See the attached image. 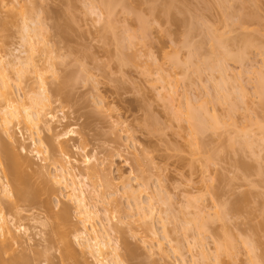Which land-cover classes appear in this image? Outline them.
<instances>
[{
  "label": "rangeland",
  "instance_id": "1",
  "mask_svg": "<svg viewBox=\"0 0 264 264\" xmlns=\"http://www.w3.org/2000/svg\"><path fill=\"white\" fill-rule=\"evenodd\" d=\"M104 1H110V13ZM167 4L172 14L162 12ZM28 17L36 21L35 52H28L22 40L23 18L27 22ZM213 36L225 50L230 46L224 50L229 59ZM243 43L251 46L244 47L241 59ZM29 53L35 70L25 66L17 74V67H6L10 90L25 105H33L30 96L42 77L47 99L34 109L42 107V115L50 112L55 119L43 116L39 127L32 128L13 121L6 132L0 128V141L25 159L19 169L24 186L54 191L40 192L32 204L1 194L4 210L18 207L12 216L21 230L11 252L32 256L46 250L34 264H95L72 236L78 262L64 260L60 253L61 234L79 226L66 191L48 178L54 173L53 159L66 153L76 160L74 172L86 195L95 185L112 194L102 200L95 192L89 202L98 210L95 225L103 226L111 243L119 245L123 264H264V83L257 82V71L264 74V0H0V55L6 61L20 55L24 61ZM220 91L228 96L223 98ZM189 109L215 125L211 122L194 134L184 114ZM38 146L39 155L34 152ZM0 156L1 184L7 167L2 152ZM84 156L98 172L107 169L109 188L103 187L101 171L87 177ZM121 176L132 184L137 200L151 206L158 238L135 210H118L132 206L135 197L122 193ZM63 211L68 214L59 221L55 215ZM217 211L227 216L217 220ZM125 243L135 249L133 258L124 256ZM219 244L223 250L232 247L229 255L218 252ZM252 244L255 262L248 248Z\"/></svg>",
  "mask_w": 264,
  "mask_h": 264
},
{
  "label": "bare ground",
  "instance_id": "2",
  "mask_svg": "<svg viewBox=\"0 0 264 264\" xmlns=\"http://www.w3.org/2000/svg\"><path fill=\"white\" fill-rule=\"evenodd\" d=\"M103 1V0H102ZM222 1V0H221ZM104 2H106V1H104ZM166 3V2H165ZM112 4V3H111ZM152 4V3H151ZM150 4V5H151ZM106 8H105V12H108V13H110V9H111V5H110V1L109 2H106ZM104 5V6H105ZM157 5V4H156ZM162 5V4H161ZM171 5V4H170ZM170 5H166V7H164L165 9H163V11L162 12H165V13H167V15H168V13L170 12ZM152 6V5H151ZM164 6V5H163ZM157 7V6H156ZM153 8V7H152ZM158 8H160L159 6H158ZM174 9V8H173ZM150 10V9H149ZM153 10V9H152ZM151 10V11H152ZM104 11V10H103ZM154 11H158V10H155L154 9ZM161 12V13H162ZM176 12V11H175ZM23 13V12H22ZM21 13V14H22ZM151 13V12H150ZM152 13H155V12H152ZM171 14H172V12H170ZM106 14V13H105ZM159 14H160V12H159ZM175 14V13H174ZM23 15V14H22ZM111 15V14H110ZM26 16V15H25ZM24 16V17H25ZM139 17H138V19L140 18V14L138 15ZM142 16V15H141ZM171 16H173V15H171ZM176 16V15H175ZM137 17V16H136ZM169 17V16H168ZM167 17V18H168ZM142 18V17H141ZM21 19H22V17H21ZM24 20V32H25V35L23 34V39L22 40H25V42H24V44H26L27 43V45H29V48L27 47V46H25L26 48H28L27 50H29L28 52H32V50H33V48L34 49H36L35 48V44H34V46H33V41H32V39L34 40V39H36V38H38V36H37V32H36V29L37 28H35V27H33V25L35 26V24L36 23H34V22H36L35 20L33 21V20H31V19H29V17H28V19H29V21H27L26 22V19L27 18H23ZM137 19V18H136ZM145 19H146V17H145ZM137 21H141V19L140 20H137ZM143 21H145V20H143ZM142 22V21H141ZM145 22H143L142 24H144ZM33 24V25H32ZM140 24V23H139ZM138 24V25H139ZM142 24H140L141 26H143ZM139 25V26H140ZM22 26V27H23ZM145 26V25H144ZM149 26V25H148ZM147 27V26H146ZM142 28V27H141ZM141 28H140V30H141ZM144 30V29H143ZM143 30H141L142 32H143ZM147 30V29H146ZM140 31V32H141ZM22 32H23V30H22ZM141 34H143L144 35V33H141ZM22 35V34H21ZM142 35V36H143ZM37 36V37H36ZM187 36V35H186ZM130 37V36H129ZM220 37H221V34H220ZM21 38H22V36H21ZM214 39H217V38H215L214 36H213V40ZM219 39H223V37L222 38H219ZM226 40V39H225ZM36 41V40H35ZM34 41V42H35ZM37 41H38V39H37ZM40 41V40H39ZM186 41V40H185ZM219 40L217 39V42H218ZM223 41H224V39H223ZM228 41V40H227ZM243 41V40H242ZM215 42H216V40H215ZM216 42V43H217ZM221 42V40L216 44V45H221V44H223V43H220ZM226 42V41H225ZM224 42V43H225ZM229 42V41H228ZM228 42H227V44H228ZM245 42V41H244ZM23 43V42H22ZM40 42H38V44H39ZM23 44V45H24ZM37 44V45H38ZM185 44H187V42L185 43ZM215 44V43H214ZM245 43H243V45H244ZM247 44V43H246ZM250 43H248V45H249ZM189 45V41H188V44H187V46ZM194 45V44H193ZM220 45H219V49H220V51H222L224 54H222L221 53V55L224 57V55H226L227 53H225L226 52V50H228V48L230 47H228V46H226L225 48H226V50L223 48V47H220ZM224 45V44H223ZM222 45V46H223ZM226 45V44H225ZM191 46V45H190ZM251 46V44L249 45V46H247V45H244V46H242L243 47V49H241V52L239 51V55H240V57H239V55H235L234 54V52L233 53H231V54H233L234 55V57L236 56H238L239 58H241L242 59V57L244 56V55H241V53L242 54H244L247 50H245L244 49V47L245 48H247V47H250ZM122 47V46H121ZM195 47V46H194ZM197 47V46H196ZM212 47H216V46H212ZM221 48H223V50H221ZM194 49V48H193ZM219 50L218 48H215V50ZM231 49V48H230ZM37 50V49H36ZM36 50H33V52H35ZM213 50V49H212ZM217 50H216V52H217ZM224 50H225V52H224ZM24 51H26V50H24ZM23 51V52H24ZM196 51V50H195ZM195 51H193L194 53H195ZM230 51V50H229ZM228 51V52H229ZM232 51V50H231ZM230 51V52H231ZM244 53H243V52ZM199 52V51H198ZM197 52V53H198ZM213 52V51H212ZM25 53V52H24ZM238 52H236V54H237ZM26 54H27V51H26ZM246 54V53H245ZM25 55V54H24ZM32 55H33V53H32ZM192 55H195V54H192ZM199 55V54H198ZM198 55H196L195 57H197ZM204 55V54H203ZM213 55H214V57H215V53H213ZM228 55V54H227ZM191 56V55H190ZM218 56H219V54H218ZM221 56V57H222ZM229 56V55H228ZM246 56V55H245ZM18 57H20V55L19 56H16V57H14V59L13 60H9V61H6V56L4 55H0V128L4 131V132H6V130H7V127L9 128V126L8 125H11V123L13 122V121H16L18 124H20V123H22V124H24V126H26V127H28V128H32V127H37L41 122H43V116L45 117V118H49V120L50 121H53L54 119H55V115L54 114H52V113H47L46 114V116L43 114H41V109H42V107L40 108H38L37 107V109H34V106H38V105H41L42 104V102H43V100L44 101H46V96H45V93L47 92V90H46V82L43 80V78L42 77H40L39 78V89H38V91L37 92H34V93H32L31 94V96H30V100L32 101V104L33 105H25V103H23L24 101L23 100H18L17 98H15L14 97V92L13 91H11L10 90V88H12V87H10L11 86V83L9 82V79H10V77L8 76L9 75V73H7L6 71H7V68L6 67H11V70H14V67H17V69H16V72L15 73H17V74H21L22 73V68H27V67H29L30 69L31 68H33L34 70H35V68L37 67L36 65H35V60H32V56H31V53H29V56H26V58H22V60H24V61H20L21 59L20 58H18ZM193 57V56H192ZM207 57L208 56H206V58H204L205 60L207 59ZM217 57V56H216ZM220 57V56H219ZM221 57L219 58V60H221ZM231 57V55L229 56V57H224V58H230ZM233 57V58H234ZM237 57V58H238ZM175 58V57H174ZM237 58H235V60L237 59ZM34 59V58H33ZM176 60H177V57L175 58ZM195 58H193V60H194ZM197 59V58H196ZM201 59V58H200ZM199 59V60H200ZM204 59L202 60V61H204ZM208 59H210V58H208ZM215 59V62H216V59L218 60V58H214ZM213 59V60H214ZM15 60H17V61H15ZM176 60H173V63H175L174 61H176ZM189 60H190V58H189ZM192 60V59H191ZM211 60V59H210ZM225 60V59H224ZM232 60H234V59H232ZM239 60V59H238ZM237 60V61H238ZM207 61V60H206ZM177 62H178V60H177ZM193 62V61H192ZM201 62V61H200ZM221 62H222V60H221ZM221 62H219V63H221ZM197 64H198V61L196 62ZM204 63H205V61H204ZM203 63V64H204ZM207 63V62H206ZM206 63H205V66H206ZM216 63H218V62H216ZM215 63V64H216ZM7 64V65H6ZM163 64V63H162ZM162 64H160V65H162ZM178 64V63H177ZM196 64V65H197ZM200 64V63H199ZM196 65H195V67H196ZM209 65V64H208ZM207 65V66H208ZM217 65V64H216ZM219 65V64H218ZM24 66V67H23ZM25 66H27V67H25ZM215 66V65H214ZM221 67H223L222 66V64L220 65ZM219 66V67H220ZM158 67V66H157ZM209 67H212V65L211 66H209ZM208 67V68H209ZM217 67V66H216ZM215 67V68H216ZM218 67V68H219ZM13 68V69H12ZM215 68L213 67V69L215 70ZM225 68V67H224ZM30 69L28 70V71H30ZM160 69V71H161V68H160V66L157 68V70H159ZM210 69V68H209ZM223 69V68H222ZM226 69V68H225ZM10 70V69H9ZM8 70V71H9ZM10 70V71H11ZM210 70H212V68L210 69ZM221 70V69H220ZM37 71V70H36ZM36 71H34V72H36ZM200 71V70H199ZM216 71H219V70H216ZM38 72V71H37ZM222 74L221 75H223L224 73L223 72H225V71H223L222 72V70L220 71ZM261 71L259 70V71H257V73H259L258 75L260 76V78H257L256 80H257V82H258V84L259 83H261V84H263L264 83V74H261V73H263V72H261ZM27 73V72H26ZM38 74V73H37ZM168 74V73H167ZM39 75H42L41 73L39 74ZM38 75V76H39ZM164 75V74H163ZM163 75L161 76L162 77V79L164 80V77L166 76V74L164 75V77H163ZM257 75V76H258ZM263 75V76H262ZM256 76V77H257ZM258 76V77H259ZM161 77H159L160 79H161ZM240 76H238V78H239ZM167 78H168V76H167ZM235 78V77H234ZM158 79V78H157ZM161 79V80H162ZM166 79V78H165ZM165 81V80H164ZM163 81V82H164ZM166 81H167V79H166ZM166 81L164 82L165 84H167L166 83ZM168 81H169V78H168ZM238 81H240L239 79H238ZM162 82V81H161ZM233 82H237V81H235V79H234V81ZM256 82V83H257ZM169 83V82H168ZM237 84V83H236ZM257 84V85H258ZM235 85V84H234ZM239 85H242V84H240L239 83ZM236 87V86H235ZM241 87V86H240ZM260 87H258V89H259ZM262 89L264 88V87H261ZM261 88L259 89L260 90V92H262L261 91ZM242 89H244L243 87H242ZM263 91H264V89H263ZM218 92V91H217ZM221 92V91H220ZM219 93V92H218ZM221 94H222V97L224 98L225 97V95H227V94H225L224 95V93L223 92H221ZM228 94H229V92H228ZM218 96H219V94H217ZM218 96H216V97H218ZM228 96V95H227ZM226 96V97H227ZM230 96H231V93H230ZM230 96L228 97V98H230ZM221 97V98H222ZM173 98V97H172ZM222 98V99H223ZM227 98V99H228ZM232 98V97H231ZM169 99V98H168ZM226 99V98H225ZM224 99V100H225ZM226 99V100H227ZM170 100V99H169ZM173 100V99H172ZM226 100L224 101V102H226ZM21 101H23V102H21ZM227 101H230L229 99L227 100ZM170 102V101H169ZM217 102V101H216ZM222 102V101H221ZM46 103V102H45ZM171 103V102H170ZM232 103V102H231ZM190 104V103H189ZM44 105V104H43ZM42 105V106H43ZM203 105V104H202ZM46 106V105H45ZM189 107V106H188ZM188 107L186 108V111H187V109H188ZM44 108V107H43ZM207 109V108H206ZM206 109H202V110H206ZM231 110H233V109H231ZM189 112H187V113H189V114H186V113H184L188 118H186V120H188V123L191 125V127L194 129V130H192L193 132H194V134H198L200 131H199V129H201V130H203L206 126H208V127H210L209 125H210V123L212 122V124H213V126L215 125V123H214V120L209 116H205V117H208L209 118V120L211 121V120H213V121H211V122H209V123H207L206 121L205 122H202L203 120H204V118H203V120H202V118L200 117V116H198V113L195 111V110H188ZM192 111V112H191ZM196 113V116H195V113ZM43 113H44V111H43ZM182 114V113H181ZM184 115V116H185ZM209 115V114H208ZM178 116H180V114L178 115ZM198 116V117H197ZM212 116V115H211ZM197 117V118H196ZM200 117V120H198V118ZM180 118V117H179ZM181 118H184V117H182L181 116ZM192 119V120H190V119ZM194 119H197V120H194ZM206 119V118H205ZM190 120V121H189ZM207 120V119H206ZM191 122L193 123V122H195L196 124H194L193 123V126H192V124H191ZM207 123V124H206ZM204 124V125H203ZM194 125H195V128H194ZM203 125V126H202ZM197 126V127H196ZM212 126V127H213ZM39 127V126H38ZM262 128H264V127H262ZM206 129H207V127H206ZM261 129V128H260ZM196 131H199V132H197L196 133ZM263 131V133H264V130H262ZM193 132H191V133H193ZM64 133V132H63ZM67 133H68V131H67ZM69 133H70V131H69ZM68 135V134H67ZM62 137V136H61ZM33 141V140H32ZM247 142V141H246ZM245 142V143H246ZM41 143V141L40 140H38L37 142L36 141H33V145H39ZM249 143V142H248ZM247 143V144H248ZM41 145V144H40ZM39 145V146H40ZM248 145H250V143L248 144ZM39 146H38V148H35V150L36 151H34V152H36V154L37 155H39L42 151H41V148H39ZM66 147V146H65ZM0 151L2 152V154L4 155V159H5V162H6V167H7V171H6V173L4 172V178H3V182L0 184V264H34V262H35V260L37 259V258H39V257H45L46 256V250H44V251H35L34 252V255H29L27 252H25V251H19V252H15L14 250H12V252L10 251L11 250V248H12V246L14 245V244H17L18 243V241H19V234H17V232H20V230H21V225H18V226H15V223H14V219H13V216L12 215H16V213H18V207L17 206H8V207H5V210L3 209V206H2V201H1V194H2V196L4 195L5 197L6 196H13L14 195V197L17 199V200H19V201H21L22 203H27V204H32V203H34L35 201H36V199H37V197H38V195L40 194V192H42V191H44V192H46V193H51V192H53L54 190L51 188V187H44L43 189H40V190H38V191H31V190H29V188L28 187H26V186H24L25 185V176H23L22 174L23 173H21V171H19V169H20V166H21V164L22 163H24V161H25V159H24V161H22L21 159V161L19 160V158H18V156L15 154V153H13V151L11 150V148H9L7 145H6V143H4L2 140L0 141ZM64 151H66L65 149H64ZM0 152V153H1ZM62 154H63V152H62ZM1 157V156H0ZM1 160V159H0ZM90 159H89V157H86V156H84V159L82 160V162L86 165L85 166V170H87V171H85V173H87V177H97V176H99V172L101 171L102 172V177L104 178V180H105V182H104V184H103V187H105V188H109L110 187V183H109V181L112 179H107V173H105V169L106 168H99V172H98V169L96 168V166H94V165H90V161H89ZM72 162H76V160L75 159H72L68 154L66 155V153L65 154H63V158H61V159H53V161H52V163H53V166H54V173H52V174H49L48 172V178L49 179H51V181H52V183H53V185L54 186H56V187H58V189H63V190H65L66 191V197L73 203V205H74V211H75V217L77 218V221H78V224H79V226H76V227H73V228H71L67 233H62L61 234V236H60V243H61V254H62V258L64 259V260H72L73 262H78V254L75 252V250L72 248V246H71V242H70V237L72 236L75 240H77V242L79 243V245H80V248L81 249H83V250H85V252L89 255V256H91L92 257V259L94 260V263L95 264H123V260H122V256L119 254V252H118V248H119V245L117 244V243H115V244H112L111 243V239L109 238V234L107 233V231L103 228V226H101V227H97L95 224H96V222H95V218L98 216V210L95 208V204L94 205H92L90 202H89V199H91V197H93V196H95V192H97L100 196H101V198H102V200H105L108 196H111L112 194H109L108 196H107V194L102 190H97L96 188L98 187H96V185H95V188L93 187L91 190H92V193H90V194H88V195H86L85 194V189H84V186H85V184L82 182V179H79V176L74 172V169H75V167L76 166H74L73 164L74 163H72ZM99 167H101V166H99ZM77 168V167H76ZM84 168V167H83ZM107 170V169H106ZM23 172V171H22ZM100 172V173H101ZM85 176H86V174H85ZM110 178V177H109ZM121 178V180H122V183H126L127 182V180H128V178L127 177H125L124 178V176H121L120 177ZM88 180H92L91 178L90 179H88ZM103 180V181H104ZM119 180V179H118ZM111 183H113L112 181H111ZM26 184H27V182H26ZM92 186H94V185H92ZM32 189V188H31ZM34 190V189H33ZM117 193V192H116ZM122 193H124V194H128L130 197L132 196V198H133V202H134V204H132V206H127V207H124V208H122V206L120 207V209L118 208V210L120 211V210H122V212H123V210H125V209H127V211H132V210H135L136 211V213L134 214V215H136L138 218L137 219H139V218H142V220H144V222L146 221L145 219H147V221L145 222L147 225H149V228L151 229V231L150 230H148L149 232H151V234H153V235H155L156 236V230L154 231V227H153V222H152V219H150V218H152V209H151V206L150 205H145L144 203H143V201H141V200H137V198L138 197H136V194H135V190L133 189V187H132V184H125L124 185V190H123V192ZM135 194V195H134ZM115 195V194H114ZM134 195V196H133ZM138 196V195H137ZM136 198V199H135ZM240 205V204H239ZM222 206V205H221ZM221 206H219V207H221ZM225 205L223 204V206H222V210H223V208H225L224 207ZM116 208V207H115ZM129 209V210H128ZM226 209V208H225ZM116 211V210H115ZM126 211V210H125ZM218 211H219V209H218ZM217 211V212H218ZM198 212V211H197ZM220 212V211H219ZM216 213V215L218 216H216V215H214L215 216V218L217 217L218 219L217 220H220V219H222L224 216V214L225 213H223V217L221 216V214H222V212H224V211H222L221 212V214L220 213ZM227 212V211H226ZM229 212V211H228ZM13 213V214H12ZM199 213V212H198ZM198 213H196L195 212V215H194V213H193V215H194V217L196 216H199L200 214H201V210H200V213H199V215H198ZM67 214H68V212L67 211H63L62 213H60V214H56L55 215V217L57 218V219H59V221H63L64 219H65V217L67 216ZM8 216V217H7ZM219 216H220V219H219ZM225 216H227V214H225ZM10 217V218H9ZM201 217V215L199 216V218ZM202 218H204V216L203 217H201V219ZM198 218H196V220H197ZM210 219V218H209ZM199 220V219H198ZM206 221V220H205ZM143 222V221H142ZM144 222H143V224H144ZM207 222V221H206ZM206 222H203V224H206ZM190 222H188V224H189ZM261 223V222H260ZM146 224H145V226H146ZM165 224V223H164ZM164 224H162L163 225V227H164ZM187 224V223H186ZM203 224H201V227H202V225ZM13 226H15L14 228H13ZM262 226H263V223H262ZM147 229H149L148 228V226L146 227ZM154 228V229H153ZM190 229V228H189ZM258 231V230H257ZM259 232V231H258ZM198 234H199V232H198ZM157 237V236H156ZM197 237V236H196ZM158 238V237H157ZM196 239V238H195ZM158 240V239H157ZM200 240L201 239H199V243H200ZM203 240V239H202ZM196 241V240H195ZM158 242H160V240H158ZM228 243V245L230 246L232 243H231V241L229 242V240L227 241ZM246 242V241H245ZM198 243V245H200ZM218 243V242H217ZM219 243H221V242H219ZM230 243V244H229ZM192 244H194V242L192 243ZM225 244L226 243H224V245L223 246H225ZM247 244L249 245V242H247ZM250 244H251V242H250ZM78 245V246H79ZM195 246V245H194ZM220 246H222L221 244H219V246H216L215 248H217L218 247V252H219V250H222V251H226L227 253H228V255H229V252L232 250L231 248L232 247H230V251L228 250L229 248H226V250H225V247H227V246H225L224 247V250L220 247ZM228 246V247H229ZM233 246V245H232ZM251 246V245H250ZM158 247H161V242L160 243H158ZM200 247V246H199ZM202 247V246H201ZM192 248V247H191ZM221 248V249H220ZM248 248H250L251 249V251H253V250H255V249H253V248H255L254 246H253V244H252V246L251 247H248ZM123 249H124V256H127L128 258H133V256H134V250H133V248L129 245V244H127V243H125L124 244V246H123ZM202 251V252H201ZM250 251V252H251ZM199 252V251H198ZM200 252H201V254L204 252L203 251V249L202 248H200ZM225 252V253H226ZM255 251H253V252H251L252 254H253V256L251 255V257H253L252 258V262H255L256 261V257L257 256H255L256 254L254 253ZM224 253V254H225ZM226 253V254H227ZM204 254V253H203ZM202 254V255H203ZM201 255V256H202ZM204 255H206V254H204ZM217 255H219V254H217ZM221 255V254H220ZM206 258H207V256H205ZM205 257H202V258H205ZM218 257V256H217ZM216 260H217V258H215ZM255 260V261H254ZM218 261V260H217ZM216 261V262H217ZM41 263V262H40ZM42 263L43 264H46V262L45 261H42ZM214 263H215V261H214ZM219 263V262H218ZM218 263H216V264H218ZM197 264V263H196ZM255 264H256V262H255Z\"/></svg>",
  "mask_w": 264,
  "mask_h": 264
}]
</instances>
